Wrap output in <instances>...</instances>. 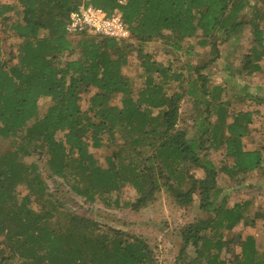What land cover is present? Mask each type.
Here are the masks:
<instances>
[{
  "label": "trees",
  "instance_id": "trees-1",
  "mask_svg": "<svg viewBox=\"0 0 264 264\" xmlns=\"http://www.w3.org/2000/svg\"><path fill=\"white\" fill-rule=\"evenodd\" d=\"M87 3L118 9L130 35L67 32ZM242 31L249 49L220 71L264 80V0H0V264H157L144 237L64 199L136 212L161 193L209 214L180 230L171 264H264L254 234L226 236L239 223L264 232V210L248 215L251 200L227 193L228 181L264 177V145L246 144L264 96L255 87L244 100L256 107L240 109L225 80L208 84L220 46ZM195 45L210 56L193 62ZM181 101L198 116L189 128Z\"/></svg>",
  "mask_w": 264,
  "mask_h": 264
},
{
  "label": "rangeland",
  "instance_id": "rangeland-1",
  "mask_svg": "<svg viewBox=\"0 0 264 264\" xmlns=\"http://www.w3.org/2000/svg\"><path fill=\"white\" fill-rule=\"evenodd\" d=\"M249 35L246 31H242L236 37H231L227 42H224L220 46V51L223 53V57L218 60H214L209 65V85L224 81L229 85L226 90L227 99L240 109H253L250 103L247 104L244 100L246 95L250 94L251 90L255 87L258 94L264 96V80L259 77H255L253 81H241L240 79H227L226 74L220 71L222 64L229 61L231 65H235L237 59L241 57L243 52L249 49L248 46ZM155 50H157V56L162 57L164 55L162 45L158 42L152 43ZM7 46L5 45V49ZM194 51H197L196 55L191 57L193 62L200 59H204L210 56L208 47H199L195 45ZM164 57V56H163ZM227 79V80H226ZM224 83V82H222ZM256 85V86H255ZM260 113H254L253 132L246 138V144L248 147L256 145H264V105L257 106ZM180 125L189 128L198 116L191 107L190 103H184L181 101L180 106ZM196 116V117H195ZM193 134V133H192ZM95 156L102 161L104 155L108 153V149H94ZM201 174L199 171H197ZM257 176L261 177V181L264 177L257 172ZM258 177L247 179V181L237 183L236 181H228L227 193L230 194L229 203L233 201H243L245 199L251 200V204L245 209V213L251 215L255 206H260L264 210V184L258 181ZM47 182L51 184V180L46 178ZM262 183V184H261ZM125 188V189H124ZM125 192L122 195L121 200H129L131 198V189L124 187ZM66 205L70 210H75L79 213L90 214L94 219L103 222L104 224L118 227L132 234H136L144 237L151 246L153 253L156 257L157 264H171L174 256L177 254L180 245V230L189 222L195 219L205 218L209 214L202 212L195 205L187 207L185 210H180L174 207L163 193L153 203L144 208L134 212L128 208H121L117 210H105L98 204L89 203L82 198H74L67 196L64 199ZM252 216V215H251ZM59 222L64 224L63 216L60 214ZM246 233L254 234L256 241L260 244V248L264 251V232L262 227H252L250 225L244 226L242 223L236 225L230 232L226 233V236L233 235L234 241L239 239ZM223 255L231 257L227 252H223Z\"/></svg>",
  "mask_w": 264,
  "mask_h": 264
},
{
  "label": "built area",
  "instance_id": "built-area-1",
  "mask_svg": "<svg viewBox=\"0 0 264 264\" xmlns=\"http://www.w3.org/2000/svg\"><path fill=\"white\" fill-rule=\"evenodd\" d=\"M65 29L69 33L90 30L114 38H126L130 35L118 9L109 12L90 3L68 13Z\"/></svg>",
  "mask_w": 264,
  "mask_h": 264
}]
</instances>
